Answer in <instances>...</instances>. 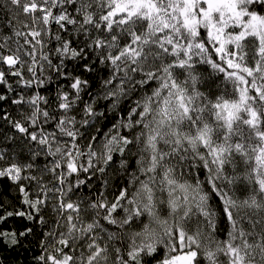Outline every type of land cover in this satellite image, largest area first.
Here are the masks:
<instances>
[{
    "label": "snow or ice",
    "instance_id": "6c2138e0",
    "mask_svg": "<svg viewBox=\"0 0 264 264\" xmlns=\"http://www.w3.org/2000/svg\"><path fill=\"white\" fill-rule=\"evenodd\" d=\"M0 13V264H264V0Z\"/></svg>",
    "mask_w": 264,
    "mask_h": 264
},
{
    "label": "trees",
    "instance_id": "16d2710c",
    "mask_svg": "<svg viewBox=\"0 0 264 264\" xmlns=\"http://www.w3.org/2000/svg\"><path fill=\"white\" fill-rule=\"evenodd\" d=\"M0 17H2V13H0ZM203 90V89H202ZM216 94H218V92H216V91H214L213 92V96H215ZM13 114L15 115V112L13 111ZM7 184V181H2V182H0V186H3V185H6ZM239 195H244L245 193H243V192H240V193H238ZM217 205L219 204V201H214ZM12 226H14V225H12L11 223L10 224H8V225H5V227H12ZM226 226L224 225V224H222L221 225V228H225ZM220 237H221V239H223L224 238V235H223V233H220ZM4 255H7L8 257H9V264H14V262L17 260V259H23V260H25V261H30V259H31V256H32V252H28V253H24V252H20L19 253V256H17V253H15V252H11V251H9V250H7V249H5V251H4V253H3Z\"/></svg>",
    "mask_w": 264,
    "mask_h": 264
}]
</instances>
